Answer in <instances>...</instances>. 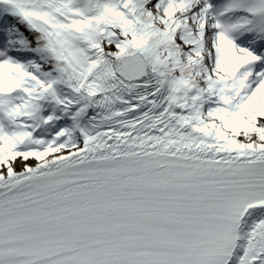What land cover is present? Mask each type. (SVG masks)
<instances>
[{
	"label": "snow or ice",
	"instance_id": "1",
	"mask_svg": "<svg viewBox=\"0 0 264 264\" xmlns=\"http://www.w3.org/2000/svg\"><path fill=\"white\" fill-rule=\"evenodd\" d=\"M0 264H264V0H0Z\"/></svg>",
	"mask_w": 264,
	"mask_h": 264
}]
</instances>
